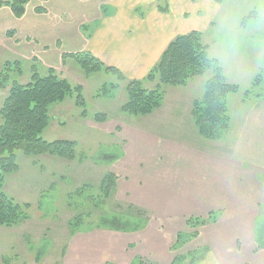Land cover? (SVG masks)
<instances>
[{"label":"rangeland","instance_id":"1","mask_svg":"<svg viewBox=\"0 0 264 264\" xmlns=\"http://www.w3.org/2000/svg\"><path fill=\"white\" fill-rule=\"evenodd\" d=\"M109 1L29 0L18 18L9 7L0 8V70L6 61H18L17 66L27 72L33 67L44 73L52 67L57 75L81 85L84 102L77 104L71 96L53 105L51 120L42 132L45 140L65 142L66 153L17 152L18 168L6 175L3 191L29 206L24 220L0 224V264H115L110 259L119 264H209V251L218 264H264L258 256L264 253V208H253L254 213L260 212L250 225L253 230L241 225L237 232L240 225L230 221L233 211L226 207L232 198L229 192H205L200 204L189 193L183 196L184 187L174 184L172 174H160L167 169L194 178L181 157L185 147L225 151L233 140L249 107V102L241 101V93L253 87L257 74L260 82L254 90L264 88V0H224L211 25L213 32L204 34L209 55L218 59L226 80L240 88L229 96L228 129L211 140L199 134L194 121L187 123L185 105L178 109L181 116L171 119L175 125L164 122L165 110L145 117L123 114L125 82L102 70L85 74L78 70L75 57L67 56L84 51L91 18L108 11ZM37 6L44 7L41 13ZM209 73L175 86L182 104L202 96ZM26 79L22 76L21 81ZM171 87L164 86L168 101L173 96ZM5 94L0 88V105ZM96 113L102 120H96ZM108 173L116 177L115 184L107 180L103 187H114V195L103 197L97 189L96 198H88V188L70 199L84 185L99 187ZM69 199L82 207L70 205ZM96 201L102 208H90L89 202ZM127 204L135 210L132 222L127 220L130 229H112L106 223L116 215L111 210H123ZM236 204L240 216L251 210L245 203ZM99 213L109 215L108 220L102 222ZM191 218L198 221L189 223ZM192 233L196 236L190 238ZM118 249L125 253L116 254Z\"/></svg>","mask_w":264,"mask_h":264},{"label":"trees","instance_id":"2","mask_svg":"<svg viewBox=\"0 0 264 264\" xmlns=\"http://www.w3.org/2000/svg\"><path fill=\"white\" fill-rule=\"evenodd\" d=\"M28 1L0 0V8L9 7L11 13L18 18L24 14L25 4ZM43 9V6L35 8L39 13ZM7 34L12 36L11 31H8ZM203 38V33L196 30L174 37L142 79H126L117 68L105 65L85 50L68 53L67 56H74L78 70L85 74L102 70L116 74L118 80L124 81L126 100L121 105L120 111L127 116H144L157 109L162 104L165 85H186L190 79L210 72L204 81L202 96L193 101L191 115L196 129L202 137L216 139L229 127L231 117L229 96L238 94L240 88L237 84L226 80L218 59L209 55L208 44ZM18 64V61H6L0 70V88L6 90L0 105V224L6 226L27 218L25 208L29 206L27 203L15 201L3 191L6 175L18 168L17 152H22L24 155L43 152L66 153L63 149L65 142L45 140L42 132L51 120L49 114L53 105L71 96L75 97L77 104L84 103L81 85L73 84L66 78L57 75L52 67H48L44 73L33 67L31 70L28 68L27 72L18 67ZM26 75V81L22 82V76ZM258 82H260V77L257 74L253 80V87L241 93V101L249 102L250 105L258 99L264 100V88L261 91L254 90ZM145 84L151 86L147 87ZM111 86L114 87L117 84ZM96 117V120H102V117L97 113ZM107 180L115 184L116 177L108 173L99 187L92 188L90 185H84L82 190L74 191L69 197L71 199L86 192L88 188H90L88 198L95 199L94 195L98 193L97 189H99V195L103 197L114 195V187H103ZM70 199V205L82 207ZM89 204L92 209L94 207L102 208L99 201L89 202ZM133 207V205L127 204L123 210H111L116 214L113 217L110 216L112 220H108L107 216L109 215L106 214L99 213V216L102 218V222H106L105 219H107L109 222L106 223H109L114 230L118 228L130 229L127 220L131 219L132 222L135 212L132 210ZM106 209L105 211L109 210ZM195 221L198 219L188 220L189 223ZM113 222L116 223L115 226L112 224ZM195 236L193 233L190 234V238ZM194 258H196L195 255ZM196 262L198 261L192 262V264ZM176 263L174 261L173 264Z\"/></svg>","mask_w":264,"mask_h":264},{"label":"crops","instance_id":"3","mask_svg":"<svg viewBox=\"0 0 264 264\" xmlns=\"http://www.w3.org/2000/svg\"><path fill=\"white\" fill-rule=\"evenodd\" d=\"M106 3L109 5L108 11L100 12L90 20L92 26L86 35L84 50L105 65L117 68L126 79L131 80L143 78L177 35L196 30L204 36L209 32L222 11L224 0H110ZM171 88L173 96L169 101L167 92L164 91L161 106L140 117L165 110L164 122L175 125L171 119L177 120L181 116L178 109L184 108L185 105L183 112L189 114L187 123L193 122L191 109L196 98L188 99L186 104H182L178 98L180 91H175L178 87ZM171 112L178 114L169 116ZM241 117L237 132L225 151L197 150L190 146L184 148L181 157L185 159L184 166L191 167L194 178H182L176 171L167 173V169L160 171V174H172L174 184L184 187L183 196L188 197L189 193L200 204H203L205 192H229L232 198L226 207L233 211L230 221L240 225L237 232L240 231L241 225L250 232L254 229L251 227L249 230L250 225L253 226L254 219L260 213H254L253 208H264V100L254 101ZM153 135L156 137L158 134L153 132ZM115 170L116 163L112 167L116 174ZM201 174L212 178L205 180L200 177ZM223 176L229 178L225 179ZM236 192H240L238 200L235 199ZM236 202L245 203L244 206H249L251 210L246 211L245 216H240ZM95 234L97 233L91 235ZM244 237L246 238V235ZM251 241L252 238L249 240L250 245ZM120 253L125 252L118 249L116 254ZM90 254L98 256L96 253ZM207 255L211 258L209 264H218L213 253L209 251ZM258 256L263 260L264 253ZM109 257L106 259H110ZM110 261L119 264L118 261ZM96 262L98 264V261Z\"/></svg>","mask_w":264,"mask_h":264}]
</instances>
